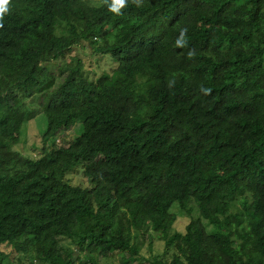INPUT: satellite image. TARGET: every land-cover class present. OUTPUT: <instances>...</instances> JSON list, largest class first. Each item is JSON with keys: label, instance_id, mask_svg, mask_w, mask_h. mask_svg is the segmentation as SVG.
<instances>
[{"label": "trees", "instance_id": "obj_1", "mask_svg": "<svg viewBox=\"0 0 264 264\" xmlns=\"http://www.w3.org/2000/svg\"><path fill=\"white\" fill-rule=\"evenodd\" d=\"M0 8V264H132L149 230L165 252L145 264H264V0ZM39 111L33 158L16 146ZM175 207L199 214L185 233Z\"/></svg>", "mask_w": 264, "mask_h": 264}, {"label": "rangeland", "instance_id": "obj_2", "mask_svg": "<svg viewBox=\"0 0 264 264\" xmlns=\"http://www.w3.org/2000/svg\"><path fill=\"white\" fill-rule=\"evenodd\" d=\"M73 54V53H72ZM67 59L69 57H66ZM84 62L87 66H89L92 70V73L95 75V77L100 76L105 71H111L112 66H114V63L107 62L106 60H99L95 56H88L83 57ZM112 65V66H111ZM32 116V115H31ZM45 118L42 117L41 112L39 111L38 114L33 115L32 120H29L22 129V134L20 135V142L17 144L16 148L22 151L26 156H30L33 158H40L44 152L43 147L44 141H43V131L45 130ZM82 122L79 121L77 124V135L81 134L82 132ZM75 137V130L69 129L65 130L57 136L56 138V144L57 145H63L68 144L73 141ZM259 157L264 158V153L259 152ZM67 179L72 184H77L82 187H88L89 182L88 180L82 175L81 170H74L73 172H70L67 176ZM195 207V206H194ZM193 207V208H194ZM178 207H175L173 209V212L178 213V221L174 225L175 230L178 232L185 233L186 228L188 224H190L193 219H196L199 214L197 210L192 211V213H189L190 215L183 214V216H180V212L178 211ZM139 236V246L141 247V253L140 257L137 260H134L132 264H145L146 261L144 259L154 258L158 257V255L163 256L165 252V243L160 238V231H154L149 230L145 232L144 236L143 233L140 231L136 232ZM66 243V242H65ZM67 244V243H66ZM69 246H73L68 244ZM151 246V248H150ZM122 255H116L113 258H110L109 260H102V264H122L121 261Z\"/></svg>", "mask_w": 264, "mask_h": 264}, {"label": "clouds", "instance_id": "obj_3", "mask_svg": "<svg viewBox=\"0 0 264 264\" xmlns=\"http://www.w3.org/2000/svg\"><path fill=\"white\" fill-rule=\"evenodd\" d=\"M0 11H4V9L0 8Z\"/></svg>", "mask_w": 264, "mask_h": 264}, {"label": "snow or ice", "instance_id": "obj_4", "mask_svg": "<svg viewBox=\"0 0 264 264\" xmlns=\"http://www.w3.org/2000/svg\"><path fill=\"white\" fill-rule=\"evenodd\" d=\"M118 2H119V0H118Z\"/></svg>", "mask_w": 264, "mask_h": 264}]
</instances>
